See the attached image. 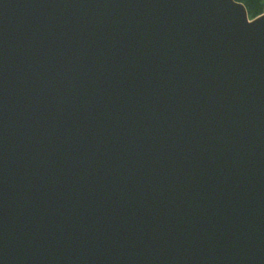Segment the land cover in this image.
Instances as JSON below:
<instances>
[{
	"label": "water",
	"instance_id": "obj_1",
	"mask_svg": "<svg viewBox=\"0 0 264 264\" xmlns=\"http://www.w3.org/2000/svg\"><path fill=\"white\" fill-rule=\"evenodd\" d=\"M0 264H264V14L0 0Z\"/></svg>",
	"mask_w": 264,
	"mask_h": 264
},
{
	"label": "trees",
	"instance_id": "obj_2",
	"mask_svg": "<svg viewBox=\"0 0 264 264\" xmlns=\"http://www.w3.org/2000/svg\"><path fill=\"white\" fill-rule=\"evenodd\" d=\"M243 5L249 19H255L264 14V0H235Z\"/></svg>",
	"mask_w": 264,
	"mask_h": 264
},
{
	"label": "bare ground",
	"instance_id": "obj_3",
	"mask_svg": "<svg viewBox=\"0 0 264 264\" xmlns=\"http://www.w3.org/2000/svg\"><path fill=\"white\" fill-rule=\"evenodd\" d=\"M237 2V1H236ZM237 3H239V2H237ZM241 4V3H240ZM242 5V4H241ZM260 17V16H259ZM259 17H257V18H259Z\"/></svg>",
	"mask_w": 264,
	"mask_h": 264
}]
</instances>
